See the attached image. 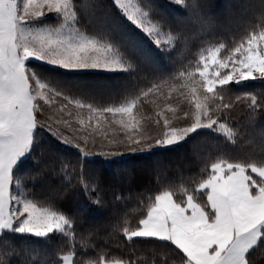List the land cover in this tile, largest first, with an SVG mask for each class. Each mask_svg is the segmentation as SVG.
<instances>
[{"label": "snow or ice", "instance_id": "snow-or-ice-1", "mask_svg": "<svg viewBox=\"0 0 264 264\" xmlns=\"http://www.w3.org/2000/svg\"><path fill=\"white\" fill-rule=\"evenodd\" d=\"M227 20L206 0H0V264H264V148H220L264 120V87L242 91L264 86V0ZM193 134L215 147L197 175L158 164L134 220L82 222L104 199L92 157Z\"/></svg>", "mask_w": 264, "mask_h": 264}, {"label": "trees", "instance_id": "trees-1", "mask_svg": "<svg viewBox=\"0 0 264 264\" xmlns=\"http://www.w3.org/2000/svg\"><path fill=\"white\" fill-rule=\"evenodd\" d=\"M232 0H206L212 12L219 17L224 23H227V17L230 12L238 10L240 5H231ZM243 1V0H241ZM253 2V0H248ZM258 3V1H256ZM220 9L219 12L216 10ZM249 23L259 28L261 23L260 14L256 12L250 16ZM195 51V49H193ZM94 79L106 83L107 86L113 85L115 89L119 88L117 80H108L103 74L94 77ZM264 87L259 83L254 82L249 89L242 91H260ZM243 110L238 109L234 112L235 120H239L247 124L246 120L242 119ZM264 127V120H258L254 128H250L248 135L241 138L237 145L233 147L231 142H225L223 137L220 139V148L224 152L232 153L233 151L240 153L259 152L264 148V143L261 142L260 130ZM186 144L174 148L171 152L162 153L157 156L146 155H130L117 156L115 158H104L95 156L91 158L88 165L89 169L95 172L103 179L104 199L100 205H93L98 208L97 213H92L87 220H82L83 223L94 225H107L109 222H114L119 218L133 219L137 217L142 209L141 199L149 194V190L156 187L153 170L158 164L166 165L168 168L167 175L175 182L180 183L181 180L186 181L190 176H195L203 168V162L200 154L196 151L197 145L201 152L206 153L204 159H209L211 152L215 151V147L209 150L207 145L202 144L204 137L195 136ZM201 148L203 150H201ZM223 154V152L221 153ZM214 158V157H211ZM131 180L129 185L128 181ZM131 187L132 191H129ZM71 197V193L69 194ZM82 204V201L70 199L66 207L74 209L73 214L83 217L84 212L76 211V205ZM87 212V209H85ZM111 231V229H109ZM111 248V255L122 254V245H120V237L113 235L107 237ZM39 252L32 253L33 257Z\"/></svg>", "mask_w": 264, "mask_h": 264}, {"label": "rangeland", "instance_id": "rangeland-1", "mask_svg": "<svg viewBox=\"0 0 264 264\" xmlns=\"http://www.w3.org/2000/svg\"><path fill=\"white\" fill-rule=\"evenodd\" d=\"M256 1H258V0H254V2H256ZM247 3H249L248 0H243V1H241V0H232V1H231V5H232V6L237 5V4L240 5V6H243L244 4H247ZM219 10H220V9H217L216 11L219 12ZM225 24H227V23H225ZM108 87H110V88H112V89H115V87H113V85H109ZM174 95H175V94H174ZM149 107H150V106H148V105L145 106L146 109H148ZM201 150H203V149L201 148Z\"/></svg>", "mask_w": 264, "mask_h": 264}]
</instances>
